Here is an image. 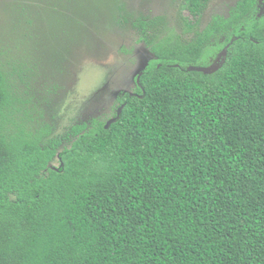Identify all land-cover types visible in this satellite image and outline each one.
Masks as SVG:
<instances>
[{
    "label": "trees",
    "instance_id": "16d2710c",
    "mask_svg": "<svg viewBox=\"0 0 264 264\" xmlns=\"http://www.w3.org/2000/svg\"><path fill=\"white\" fill-rule=\"evenodd\" d=\"M209 1L177 24L118 5L154 58L60 136L0 59V264H264V15L238 0L202 28Z\"/></svg>",
    "mask_w": 264,
    "mask_h": 264
},
{
    "label": "rangeland",
    "instance_id": "374dc122",
    "mask_svg": "<svg viewBox=\"0 0 264 264\" xmlns=\"http://www.w3.org/2000/svg\"><path fill=\"white\" fill-rule=\"evenodd\" d=\"M237 1L210 0L202 28L216 15L228 17ZM123 2L177 24L179 0H0V59L14 87L28 89L22 96L41 103L53 136L108 117L154 58L129 27L114 25Z\"/></svg>",
    "mask_w": 264,
    "mask_h": 264
},
{
    "label": "water",
    "instance_id": "95a60500",
    "mask_svg": "<svg viewBox=\"0 0 264 264\" xmlns=\"http://www.w3.org/2000/svg\"><path fill=\"white\" fill-rule=\"evenodd\" d=\"M225 55V54H224ZM221 59L219 58L217 60V63H215L214 65L210 66V67H207V68H198V67H191L189 69V71H197V72H202L204 74H207V75H210V74H213L215 72H217L220 68H221ZM122 110H123V107L119 109L118 111V116L117 118L115 119H112L111 121H109L108 123V127L112 124V123H115L117 122L120 118H121V114H122Z\"/></svg>",
    "mask_w": 264,
    "mask_h": 264
}]
</instances>
